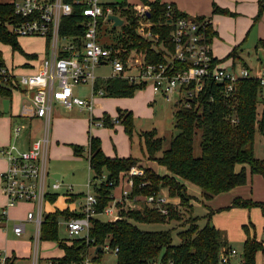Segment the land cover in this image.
<instances>
[{
    "label": "trees",
    "instance_id": "trees-1",
    "mask_svg": "<svg viewBox=\"0 0 264 264\" xmlns=\"http://www.w3.org/2000/svg\"><path fill=\"white\" fill-rule=\"evenodd\" d=\"M50 1V0H43ZM70 5V12L59 18V37L67 36L77 41L82 36L86 18L82 16V3L79 0H61ZM147 7L144 20L154 23L149 27L151 33L156 34V40H146L135 34V21L131 5L121 0L101 3V7L108 6L111 13L118 16L122 22L118 32L109 27L102 32L101 24L105 20L101 17L96 22V41L103 46L110 45L118 54H126L134 49L143 54V60L148 63L162 62L171 49L169 42L171 26L166 23L178 17H184L171 4L159 3L158 0H140ZM168 5V7H166ZM262 6H258L254 19L257 18ZM216 9L212 7V11ZM202 20L203 17H195ZM207 19V18H206ZM12 6L0 0V43L6 44L12 51L24 54L18 44L17 37L11 35L5 23L15 21ZM255 21V20H254ZM204 33L207 41L215 34L209 24H205ZM108 31L109 35L106 34ZM48 45V42L46 41ZM255 48L264 51V39L255 42ZM34 56V55H33ZM234 59V50L227 54ZM216 60H212L214 63ZM0 66L4 62L0 54ZM95 89H101L102 97H130L134 91L142 89L140 86L127 83L117 78L95 79ZM260 87L255 78H242L233 85L231 95L224 97L214 92V84L208 83L200 95L196 106L184 107L174 104L172 111V128L174 133L169 137L166 147H162V138L155 136L153 129L135 133L139 144L140 157L154 162L165 170V174L153 173L142 168L140 175L131 176V187L128 197L158 194L164 189L168 198H176V203L161 204L165 214H160L154 204H142L139 209H125L118 211V218L101 220L100 215H94L88 220L87 237L58 239L57 218L63 219L79 216L77 212L56 210L45 213L39 227L40 240H55L62 251L59 258H50L52 262L61 264L78 263L86 254L90 246L97 247L93 260L99 258L101 246L116 248L114 264H148L158 259L159 264L170 261L171 264H217V253L221 247H229L222 233L213 226L204 224L197 227L190 216V196L185 192L183 182L195 186L200 197L204 200L226 192L245 182V168L249 174H258L264 179V158L253 156V135L255 130L259 134L264 132V109L256 116V104L264 102L259 97ZM11 89L0 83V96L9 98ZM211 94V100L207 99ZM92 121H99L101 127H109L107 114L91 117ZM114 122H118L122 131L131 142L132 121L129 111L117 110ZM197 135L198 154L193 155V138ZM86 162L90 172L88 180L91 193L96 198L97 212L110 201V191L118 182V175L124 174L130 166L138 160L128 155L124 158L107 157L99 146L96 137L87 136ZM73 155H80L81 147L70 145ZM238 165L235 171L234 166ZM107 176V178H106ZM55 194L47 195L53 200ZM74 197V196H73ZM75 197H79L76 195ZM230 206L257 209L264 219V202H254L248 199L233 198ZM212 211L209 210L210 214ZM174 220L184 227L176 232L177 244L171 243L168 231H142L131 222H163ZM244 238L241 242L239 254L244 264H253L254 255L260 253L264 258V247L261 239L248 235L250 224L241 225ZM264 233V226L262 227ZM4 264H12L8 259ZM38 264H42L38 261Z\"/></svg>",
    "mask_w": 264,
    "mask_h": 264
},
{
    "label": "built area",
    "instance_id": "built-area-1",
    "mask_svg": "<svg viewBox=\"0 0 264 264\" xmlns=\"http://www.w3.org/2000/svg\"><path fill=\"white\" fill-rule=\"evenodd\" d=\"M83 8L81 14L86 18L82 36L75 38L59 37V18L70 12V5L61 0H8L16 17L15 21L5 23L7 31L17 37H42L48 42L49 54L40 57L35 70L31 73H15L7 66H0V83L9 86L11 90L30 92V117L41 119V134L30 143L25 150H18L13 144L0 147V157L5 161V168L0 171V191L5 197L1 210L3 218L8 210L19 202L30 203L33 210L27 211L25 218L13 222L11 231L20 235L24 231V222L34 223L33 250L39 240V227L43 218V205L46 196L59 188L57 180L50 179L46 170L47 149L49 141L50 112L54 102L62 108L72 106L85 109L88 113L94 105V96H102L101 89H95V79L117 78L127 83L148 87L153 94L167 99L174 96V103L184 107L196 106L200 95L208 83L214 84V92L220 96L231 95L234 83L242 78L253 77L260 88L264 87V70L250 76L248 69L242 65L225 69L212 62L209 41L204 33L208 19L197 20L195 17H178L167 21L171 26L169 42L171 49L162 62L148 63L143 60V54L134 49L120 55L110 45L103 46L96 41L97 18L105 19L111 13L108 6L101 7L99 0H79ZM168 7V5H166ZM135 21V34L146 40H156V34L151 33L149 27L154 23L144 20L147 7L136 5L131 7ZM103 22L110 21L101 20ZM102 64L108 74L98 75L96 67ZM237 71V74L234 72ZM78 85H87V97H78L73 88ZM211 94L207 99L211 100ZM89 126H100L99 121L88 118ZM22 125L12 128V134L18 136ZM141 169L130 166L121 174L123 184L117 198L110 194L109 203L97 212L96 198L86 191L82 194L78 205L79 216L70 217L62 221L66 238H83L88 240V220L94 215H102L108 220L117 219L121 204L128 197L131 187V176L140 175ZM120 183V180L118 179ZM86 187L89 186L86 180ZM71 187H65L67 195ZM146 204H154L160 214H165L161 204L166 203L165 196L150 194L141 197ZM90 246L83 259L78 263L69 264H102L98 259L93 260L96 253ZM103 251L115 254L116 248L101 246L99 257ZM9 255L0 250V264H4ZM264 264V258H261ZM44 264H61L47 260ZM165 264H171L167 261ZM217 264H244L242 256L232 247H221L217 253Z\"/></svg>",
    "mask_w": 264,
    "mask_h": 264
},
{
    "label": "rangeland",
    "instance_id": "rangeland-1",
    "mask_svg": "<svg viewBox=\"0 0 264 264\" xmlns=\"http://www.w3.org/2000/svg\"><path fill=\"white\" fill-rule=\"evenodd\" d=\"M139 1V0H134ZM254 23V20H251V24ZM248 25V24H247ZM243 21H238L236 24L237 29H244L243 34L241 36L240 44L238 46H233L229 42H224L222 45L230 50H234V59L233 62L237 65H243L248 69V73L250 76L254 75L256 68H260V70H264V51L253 49L252 46L255 42L254 37V27L252 25L244 26ZM110 27V23L103 22L101 24L102 32L105 29ZM114 32H118V27H113ZM231 22L224 20L221 24V32L224 33L226 37L231 36ZM106 34L109 35L108 31ZM19 46L23 47L26 51H36L39 52L42 48L41 40L39 39H24L18 38ZM153 41V40H152ZM223 49V48H222ZM227 52V54H228ZM0 54L2 60L6 64L17 65L24 62L23 58L19 55V52L12 51L10 47L6 44L0 43ZM226 54V57H227ZM259 61V62H258ZM235 65V64H234ZM237 74V71L234 70ZM98 75L108 74L106 67H100L96 70ZM259 92V97L262 94L264 96V87ZM74 94L78 97H87V85H78L73 89ZM97 98L99 99L98 105L95 109H102L105 114L109 117L111 126L109 127H101V126H89L92 128H87L85 126V130L81 136L76 135L75 141L78 144L77 146L81 147L82 152L80 155L75 156V159H71L70 157H64L65 154L63 152L58 153L57 155L51 152V148L54 141L52 138L54 137V132H58V122H54L53 119L50 125L51 131V141L50 147L47 153V165L49 169H55V164L60 169V181L59 188L56 192L59 195H62L61 192L65 189L67 185L71 187L70 192L74 193H82L84 194L86 191L91 192L90 186L86 187V180L90 178V172L87 168L86 162V144H87V136H97L99 140V146L102 152L113 155H130L136 157V163L133 166H137L140 169L147 168L155 173V169L159 170V167L156 164L149 163L148 160H145L140 157L139 144L136 138L135 133L148 131L153 129L155 131V136L162 138V147H166L167 141L169 137L174 133V129L172 128V111L174 109V96L172 94L167 96V99H162L156 95H150L147 92L146 87L142 89H138L134 91V93L130 97H100L94 96L93 101ZM93 107V106H92ZM264 109V102H258L256 104V116L258 117L261 109ZM77 108L72 107L69 110L63 109L61 107L56 108L55 116L60 118H74V120L82 119L84 124L86 125L87 114L86 112L78 113L76 111ZM126 110L130 112L131 121H132V134H131V142L128 141L126 135L122 131V128L118 122H114V117L117 114V110ZM98 111V110H96ZM96 114V112H94ZM93 114V115H94ZM95 116V115H94ZM32 131H35L38 127V122H34L31 124ZM13 128V127H12ZM35 133V132H34ZM57 134V133H56ZM24 131L20 134V139L13 140L11 136V144H17L23 139ZM58 136V134H57ZM58 141V140H57ZM59 141H63V145H59V150L57 151H68L71 155V147L74 143H70V140L67 138L60 137ZM193 155L198 154L197 148V135L193 138L192 144ZM253 156L256 158L264 157V132L263 134H259L256 130L253 135V147H252ZM57 157V158H55ZM52 160L55 161V164L52 163ZM151 165L154 168L148 167L146 165ZM238 165L234 166L235 171L238 170ZM156 172L158 173V171ZM161 171V170H160ZM186 193L190 196L189 204L191 205L190 216L194 219V223L197 227H202L204 224H208L213 226L222 233L223 237L227 241L229 247L234 248L237 252L240 250L241 246V236H244L243 231L241 230V225H252L253 229L249 227L248 235L254 236L257 239V232L260 230V226L263 224V219L260 217L258 211L254 208L243 209L230 206V203L227 204L229 200L230 193H225L224 195H217L215 197L209 198L208 200H204L200 197L198 189L186 182H183ZM120 183L117 182L116 185L112 187V190L115 192L118 191ZM124 186V185H123ZM187 186V188H186ZM258 187V188H257ZM160 194H164L162 190L159 191ZM264 192V185L261 183L253 184V192H246V197H262V193ZM252 195V196H251ZM165 196V195H164ZM76 200V199H75ZM72 200L70 203H67V207H76V201ZM61 204H65L60 202ZM59 201L55 203L56 207H59ZM54 205V206H55ZM53 206V205H51ZM219 206V207H216ZM127 209V208H125ZM24 210V207L15 208L14 214L12 216L19 217L21 215V211ZM212 212L209 214L208 211ZM101 220H108L105 216L100 215L98 217ZM63 219L61 217L57 218V238L66 239L65 231L62 226ZM136 226L137 229L142 231H168L171 238L172 244H177L178 238L176 236V232L178 230L184 229L180 222H176L174 220L163 221V222H131ZM12 226V221L9 222ZM10 226V228H11ZM8 229V231L6 230ZM10 229L8 224L1 230L0 235V246H12L14 238L10 234ZM26 236L30 235L34 231V227L31 223H28L26 226ZM24 238V236L22 237ZM26 239V238H25ZM29 242V247H31V242ZM39 242V240H38ZM20 245V244H19ZM25 244H21V247H24ZM22 247V248H23ZM40 254H49L51 256H59V248L55 240H40L38 243ZM17 252L20 251L17 249ZM9 259H11L9 257ZM98 261L102 264H114V254L110 251H103L98 259ZM148 264H159L158 259L151 261ZM254 264H262L260 262V257L256 253L254 255Z\"/></svg>",
    "mask_w": 264,
    "mask_h": 264
},
{
    "label": "crops",
    "instance_id": "crops-1",
    "mask_svg": "<svg viewBox=\"0 0 264 264\" xmlns=\"http://www.w3.org/2000/svg\"><path fill=\"white\" fill-rule=\"evenodd\" d=\"M2 1L8 2V0H2ZM99 1H100V3H107L111 0H99ZM148 1H151V0H148ZM158 1H159V3L173 5L177 11L182 12L183 14H185V16L192 17V18L200 16V17L208 19L211 30H213L215 33L209 41L211 57L213 60H216L215 61L216 65L224 67L225 69H228L231 67L233 68L237 64L233 62V58H231V57L225 58L229 49L226 48V50H225V47L222 45L224 40H225L224 42L231 43L232 47L238 46L240 44V40H241L240 38L243 34V31L245 30L244 26H248V25L250 26L252 24L254 27L255 42L259 39H264V5L261 4L260 0H158ZM124 2L128 5H131V7L139 5V4L143 5L140 0L139 1L124 0ZM259 5L262 6V9L260 10L257 18L254 19ZM213 6L216 9L215 11H212ZM224 20H227V21L231 22V24H232V28L230 30L231 36H229V37H226L224 35V33H222L220 31L221 30V24ZM251 20H255L254 23L251 24ZM238 21H243L244 26L242 28H244V29H237L236 28V24ZM20 38L41 40V46H42L41 50L39 52L26 51V50H24L23 47L20 46L21 49L23 50V52L25 53V55L19 53V55L24 60L23 63L13 65L12 62H11V64H6L4 61L3 62H4L5 66L12 68L14 70V72L17 74L18 73H31L37 67L38 59L40 57H44V56L47 57L48 56V54H49L48 45L46 44V40L42 37L35 36V37H20ZM18 40L19 39L17 38V41ZM255 42L252 46L253 49L255 48L254 47ZM255 49L257 50V48H255ZM258 50H260V49H258ZM100 67H103V65L99 64L95 69V73H96V70H98ZM255 70L256 71L254 72V75L258 74L259 71H261L260 68H256ZM146 89H147V92L151 96L156 95V96L161 97L162 99H166V98H164L158 94H153L148 87H146ZM261 89H263V88H260V90ZM260 96L264 98V96L262 94ZM100 97H102V96H100ZM3 99H8V107L6 109V112L3 111V107H2V100ZM99 99L100 98H97L94 101V105L91 108L89 113L85 109H81V108H77L75 106H72V107L77 108L76 111L78 113H81L82 111L86 112V114H87V120H86L87 124L86 125L84 124V121L82 119L74 120V118L67 119V118H60V117L55 116L56 108L61 107V106H59V104H57L56 102H54L52 104L51 112H50V125H51L53 119H55L54 122L59 123L57 125L58 126V132L57 131L54 132V137L52 138V141L55 142V144L52 145V147L54 149L51 148V152L53 154L57 155L58 153L63 152L65 154L64 157H70L71 156V159L76 158L75 157L76 155H73L72 151H71V155H70V152H68V151L67 152L66 151H57V150H59V145H63V141L62 142L59 141V138L60 137L67 138L68 140H70V143H74V145H78V144H76L77 142L75 141L76 135L81 136L83 134V131L85 130V126H87V128H89V129L92 128V127H89V123H88L89 116L97 118L102 113H104V112H102L103 111L102 109H95V107L98 105ZM31 109H32V107H31V101H30V92H25L23 90H11L9 98H4V97L0 96V147L11 144V136H12L13 140L20 139V134H21V132L24 131L23 139L17 144V146H16V144L15 145L13 144V145L16 146V148L18 150H25L26 148L29 147V145L33 139L38 138L40 136V134H41L40 128L42 125V120L30 117L28 114H30ZM63 109H65V108H63ZM69 109H67V110H69ZM96 110H98V111H96ZM94 112H96V114H94ZM34 122H38V127L35 131H32L31 124ZM18 124L22 125L23 127L21 129L20 134L18 136H14L12 134V127H14ZM56 133L58 134V136ZM94 137H96L98 139L97 136H94ZM52 141H51V131H50V127H49V141H48L47 153H48V150L50 147V143H52ZM102 153L107 157L124 158V157L128 156L126 154L125 155H117V154L109 155V154H106L104 152H102ZM55 158H57V157H55ZM52 163L55 164V161L52 160ZM149 163L155 164L152 161H149ZM146 166L154 168L149 164ZM54 167H55V169H49L48 165H47V161H46V170L48 172L50 179L60 181V169L57 167V164H55ZM158 167H159V170L154 168L155 173H157L156 172V170H157L158 171L157 174H159V175L165 174V170L161 166H158ZM4 168H5V161L0 157V171L3 170ZM137 168L140 169L139 167H137ZM245 174H246L245 182L242 185L235 186V187L231 188L230 190L223 192V193H219L217 195H224L225 193H230V195L228 197L229 200H228L227 204H229L233 198L248 199V200H251L254 202H264V192L262 193V197H256L255 195L253 197H248V198L246 197L247 191L250 193L253 192V184L261 183L262 185H264V179L258 174H249L247 171V168H245ZM123 178H124V176H122L121 174L118 175V179L120 180V186L118 188V191H116V192L111 189L110 194L112 197L117 198L119 195L120 189L125 188V185L123 184V181H122ZM186 188H187V186H186ZM161 190L164 193L163 196L165 195L166 202H171V203L177 202L176 198H168L166 196L165 190L164 189H161ZM61 193H62V195H59L56 192V190L53 191L52 194H55V197L53 198V200H49L46 196V200H45L44 205H43V215L45 213H49V212L52 213L56 210H59V211L60 210H68V211L76 212V213L78 212V205H79V202L81 200L82 193L69 192L66 195L65 189ZM76 195H78L79 197H75ZM217 195H214L212 197H215ZM212 197H210V198H212ZM72 200H75L77 202L76 207H74V208L71 206L67 207L66 204L70 203ZM57 201H59V203L62 202L65 204L63 205L60 203L59 207L58 206L56 207L55 203ZM4 203H5V197L2 194V192L0 191V235L2 234L1 233L2 228L5 227L6 224H8V227L10 229L9 232H10L11 236L14 238L12 246H9V247L8 246H5V247L0 246V250H5L8 253V255L10 256V258L12 260V264H38V261H41V263L44 264L48 259L59 258L62 255V251L60 249H59V254H60L59 256H54V255L51 256L49 254H40L39 247H38V243L40 242V239H39V242L37 243L35 251L33 250L34 246H33L32 239H33L34 231L32 234L27 235V237H25L26 232H27L26 231L27 224L31 223L34 227V223L32 221H25L24 222L25 228H24V231L20 235H15L11 231V228H10L11 224H9V222L12 221V223H13V222L17 221L18 219L25 218L26 212L33 210L32 204L26 203V202H19L14 207L10 208L8 210L7 216L5 218H3L1 215V210L4 206ZM142 204H145V203L142 201L141 197L140 196H134L132 199L127 198L126 200H124L123 203L121 204L120 210H125V208H127V209H139ZM51 205H53V206H51ZM20 207H24V210L21 211V215L19 217L12 216V214H14V212H15V208H20ZM217 207H219V206H217ZM59 217H61V216H59ZM263 226H264V219H263V224L260 226L259 232H257V234H256L257 238L261 239V246L262 247H264V240L262 239V234H263L262 227ZM252 229H253V226H252ZM6 230L8 231V229H6ZM23 236H24V238H22ZM243 238H244V236H241V238H240L241 242H242ZM28 240H30V242H31V247H29ZM21 244H25L24 247L22 246L23 248L21 247ZM17 249L20 251L19 253L17 252ZM257 254L259 255L260 262L262 263L261 254L260 253H257Z\"/></svg>",
    "mask_w": 264,
    "mask_h": 264
},
{
    "label": "water",
    "instance_id": "water-1",
    "mask_svg": "<svg viewBox=\"0 0 264 264\" xmlns=\"http://www.w3.org/2000/svg\"><path fill=\"white\" fill-rule=\"evenodd\" d=\"M113 1L118 3L121 0H113ZM260 2L262 5H264V0H260ZM147 15H148L147 12H145V16H147ZM105 20L110 21V27H116V26L118 27L122 22V20L118 16H116L115 14L106 15ZM2 107H3V111L6 112V109L8 107V99L2 100ZM106 178H107V176H106ZM262 239L264 240V233L262 234ZM96 250H97V247L94 248V251H96Z\"/></svg>",
    "mask_w": 264,
    "mask_h": 264
}]
</instances>
